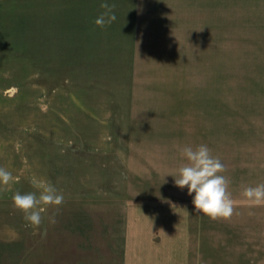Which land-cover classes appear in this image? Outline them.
I'll return each instance as SVG.
<instances>
[{"label":"rangeland","instance_id":"rangeland-1","mask_svg":"<svg viewBox=\"0 0 264 264\" xmlns=\"http://www.w3.org/2000/svg\"><path fill=\"white\" fill-rule=\"evenodd\" d=\"M97 3L0 0V264H264V204L241 195L264 184V0L141 3L169 26L133 55L131 35L91 28ZM201 144L230 219L171 176ZM43 183L64 203L37 229L12 196Z\"/></svg>","mask_w":264,"mask_h":264},{"label":"clouds","instance_id":"clouds-1","mask_svg":"<svg viewBox=\"0 0 264 264\" xmlns=\"http://www.w3.org/2000/svg\"><path fill=\"white\" fill-rule=\"evenodd\" d=\"M105 11L95 20L99 27L111 25L116 19L115 4L102 3ZM180 154L186 161L177 170L174 177L175 185L181 189L187 187V193L192 196V204L197 213L208 217L212 221L230 219L235 212V201L228 190L230 181L222 175L226 168L211 154L207 145L195 148L185 146ZM14 178L10 171L0 167V185L7 186ZM241 195L250 204H264V184L255 187H245ZM64 203V195L51 183L38 186L37 192L22 194L17 191L12 196L13 208L23 214L28 226L39 228L45 219L49 208L56 209ZM49 223L54 224L55 215L48 217ZM162 231V230H161Z\"/></svg>","mask_w":264,"mask_h":264},{"label":"crops","instance_id":"crops-1","mask_svg":"<svg viewBox=\"0 0 264 264\" xmlns=\"http://www.w3.org/2000/svg\"><path fill=\"white\" fill-rule=\"evenodd\" d=\"M89 3V0H87ZM145 1V2H144ZM154 0H97V4L94 7L100 6L102 3L115 4L114 13L117 19L111 24L105 27H99L94 22L105 10L102 8H89L87 10V17L90 19L91 28H99V30H88L99 32V34H113V35H131L130 40L135 46H132L133 54H136V49L140 43H146L142 48V52L153 50L159 40L161 33L168 31V20H162L160 14L162 10L161 6H157V10H144L143 6L147 3L154 5ZM93 4V3H92ZM154 12V13H153ZM94 18V19H93ZM162 23V26L160 25ZM79 25L78 27H80ZM162 30V31H161ZM169 50V47H167ZM136 56V55H135ZM134 64V63H133Z\"/></svg>","mask_w":264,"mask_h":264}]
</instances>
